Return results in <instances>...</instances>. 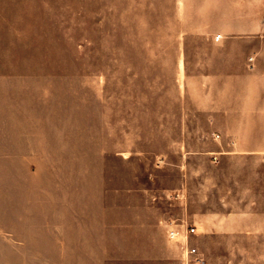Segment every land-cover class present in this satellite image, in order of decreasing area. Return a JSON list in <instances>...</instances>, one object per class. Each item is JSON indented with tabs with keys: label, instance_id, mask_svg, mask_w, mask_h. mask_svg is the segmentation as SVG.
<instances>
[{
	"label": "rangeland",
	"instance_id": "1",
	"mask_svg": "<svg viewBox=\"0 0 264 264\" xmlns=\"http://www.w3.org/2000/svg\"><path fill=\"white\" fill-rule=\"evenodd\" d=\"M199 2L0 0L1 262L183 264L185 232L203 264L243 260L206 223L238 177L217 152L236 134L185 88Z\"/></svg>",
	"mask_w": 264,
	"mask_h": 264
},
{
	"label": "crops",
	"instance_id": "2",
	"mask_svg": "<svg viewBox=\"0 0 264 264\" xmlns=\"http://www.w3.org/2000/svg\"><path fill=\"white\" fill-rule=\"evenodd\" d=\"M199 4L198 22L186 26L185 33L206 36L207 54L197 71H189L185 60V88L196 83L203 89L207 100L200 109L236 134L223 138L217 152L223 161L236 162L238 177L237 203L231 206L237 211L206 223L220 226L225 241L236 237L237 245L226 248L227 256L243 258L237 264H264V0Z\"/></svg>",
	"mask_w": 264,
	"mask_h": 264
},
{
	"label": "built area",
	"instance_id": "3",
	"mask_svg": "<svg viewBox=\"0 0 264 264\" xmlns=\"http://www.w3.org/2000/svg\"><path fill=\"white\" fill-rule=\"evenodd\" d=\"M221 37V34H218L216 36L217 39H219ZM168 237L171 239H175L177 237H179V235L181 234L179 230H177L176 228L172 227V224H168ZM183 237H184V243L182 245V257H183V264H203L205 262L202 254H200V252H198V248L195 246H191L189 244V240H188V233H183Z\"/></svg>",
	"mask_w": 264,
	"mask_h": 264
}]
</instances>
